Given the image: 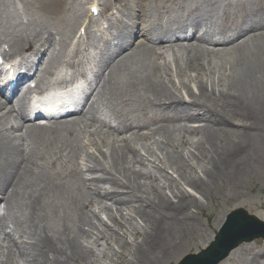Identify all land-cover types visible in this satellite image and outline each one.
I'll list each match as a JSON object with an SVG mask.
<instances>
[{"label": "bare ground", "instance_id": "6f19581e", "mask_svg": "<svg viewBox=\"0 0 264 264\" xmlns=\"http://www.w3.org/2000/svg\"><path fill=\"white\" fill-rule=\"evenodd\" d=\"M104 1V14L120 6L127 22L112 26L89 92L50 125H26L33 120L25 98L20 119L0 105V264H106L113 244L123 246L120 264H161L184 249L202 206L182 184L209 199L252 162L264 168V0ZM75 5L0 0V45H33L23 38L35 28L36 58L47 52L45 68L28 59L23 73L39 87L56 65L71 64L63 51L84 26V8ZM93 92L108 102L109 120L86 108ZM67 111L80 116L59 121ZM156 138L155 148L148 143ZM154 165L165 174L157 177ZM9 225L14 231L6 233ZM260 260L264 253L247 263Z\"/></svg>", "mask_w": 264, "mask_h": 264}, {"label": "rangeland", "instance_id": "374dc122", "mask_svg": "<svg viewBox=\"0 0 264 264\" xmlns=\"http://www.w3.org/2000/svg\"><path fill=\"white\" fill-rule=\"evenodd\" d=\"M251 2L253 5H255L256 3H260L261 0H251ZM191 5L193 6L194 4ZM205 15L210 17L208 14ZM100 43L101 37L96 34L92 44L95 45ZM10 49L11 51H15V48ZM194 85H192V87ZM163 125L172 126L173 124L167 125V123H165ZM187 125L191 128H198L202 127L203 123L193 122L188 123ZM143 132L146 133L148 131H142V133ZM125 135H129V133ZM148 144H152L155 148L157 145H160L158 138L152 140ZM84 147L88 151L89 148L87 147V141H84ZM93 152L94 150L88 151L89 155H92ZM185 154L189 156L190 151H185ZM85 157L86 152L84 151L83 158ZM260 165V162H252L249 166H251L253 170L245 172L238 181L234 182L230 178L220 181L217 188L213 190L212 196L209 199L201 198V196L196 194L191 188L182 184V188L186 192L195 195L202 203V206L200 210H194L196 215L195 223L190 225L188 228L186 227L189 230V236L185 242L184 249L178 255L172 258L164 259L161 264H180L186 256L199 254L202 250L207 249L215 240L222 225L226 222L228 215L234 211L243 209L248 212L249 215L256 216L259 220L264 221V168H261ZM156 166L157 165H154L152 167V172L157 177L165 174L163 170L157 169ZM198 174L201 176L202 172L198 170ZM166 175L168 176V179H170L173 176V171L167 170ZM175 177H178V174H175ZM164 184L165 186L167 184L165 180H163V185ZM166 193L171 196L169 188L167 189ZM4 207L5 206L3 205V202L0 201L1 214ZM98 211L99 210H97L96 213H98ZM113 214L117 215L116 209L113 210ZM100 218L105 223L111 225L109 217L106 213H101ZM143 225L144 224L142 222L138 223V227ZM128 243L136 244L132 236L128 237ZM122 250L123 246H117L116 244H113V248L107 252L108 258L105 260L106 264H110L111 260H114L117 264H120L119 258L116 257V254L122 252ZM263 253L264 239H256L250 243L241 244L240 247H238L231 254V256L221 264H248L247 262L251 255L256 254V256H258ZM262 263L264 262L262 261Z\"/></svg>", "mask_w": 264, "mask_h": 264}, {"label": "water", "instance_id": "95a60500", "mask_svg": "<svg viewBox=\"0 0 264 264\" xmlns=\"http://www.w3.org/2000/svg\"><path fill=\"white\" fill-rule=\"evenodd\" d=\"M264 239V222L243 209L228 215L211 246L199 255H189L180 264H220L243 243Z\"/></svg>", "mask_w": 264, "mask_h": 264}]
</instances>
